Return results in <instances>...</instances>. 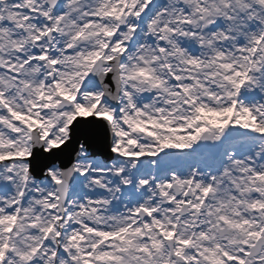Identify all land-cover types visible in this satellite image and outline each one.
I'll list each match as a JSON object with an SVG mask.
<instances>
[{"label": "snow or ice", "instance_id": "1", "mask_svg": "<svg viewBox=\"0 0 264 264\" xmlns=\"http://www.w3.org/2000/svg\"><path fill=\"white\" fill-rule=\"evenodd\" d=\"M0 264H264V0H0Z\"/></svg>", "mask_w": 264, "mask_h": 264}]
</instances>
